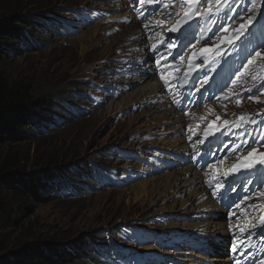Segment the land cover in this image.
Returning a JSON list of instances; mask_svg holds the SVG:
<instances>
[{"label": "rangeland", "instance_id": "obj_1", "mask_svg": "<svg viewBox=\"0 0 264 264\" xmlns=\"http://www.w3.org/2000/svg\"><path fill=\"white\" fill-rule=\"evenodd\" d=\"M121 1L128 4L127 11L136 19L131 17L129 24L139 22L138 39L125 38L128 31L123 28L113 30L114 34L124 35L121 40L130 41L126 43L130 51L138 50L134 48L136 40L145 38V33L156 34L145 27L162 25L167 28L165 21L174 22L178 32L183 31L185 53L218 73L220 95L233 98L234 102L218 104V111L205 117L203 124L212 122V118L218 119L215 124L240 120L248 132L264 130V24L260 20L264 15V0H256L254 4L255 0H238L242 3L239 7L230 5L235 0H197L191 5L188 16L184 15L189 10L185 0ZM113 2L10 0V12L0 13V18L16 13L30 21L28 25L19 23L26 28L25 36L13 40L12 51L0 62V72L9 78L30 82L36 95L56 96L47 114L62 122L58 126H46L42 132L33 130L23 144L32 154L38 155L36 162L58 161L59 166L51 171L57 178L53 186L47 185L52 188L45 191L51 201L28 212H23L17 203L13 206L15 224L0 228L6 235L1 254L39 242L55 245L61 252H68L70 247L73 260L79 264H171L167 258L178 262L184 259L178 254L175 243L181 238L180 226L185 222L196 223L199 219L182 213L180 201L187 195L157 201L160 195L163 197L164 189L149 183L155 177L176 170L168 168L174 166L178 170L181 167H178L177 157H172L176 152L166 151L155 156L153 150L157 149L150 145L164 138L163 134L151 135L152 124H147L161 116L162 113H148L154 111L159 102L134 103L141 88L159 77L150 73L151 77L136 83L150 69L149 59L142 57V61L134 55L128 56L130 51L123 53L132 60L119 54L108 58L107 47L115 41L107 28L116 14ZM133 2L139 5L137 10L144 12L135 15ZM166 4L169 7H165ZM158 20L165 24L159 25ZM145 39L148 47L144 52L149 54L151 46L148 37ZM30 43L33 45L25 48ZM138 62L143 64L137 65ZM188 129L186 126L183 133L187 138L193 133ZM172 136L168 135L167 139ZM250 152H254L251 157ZM262 154L264 145L246 151L231 160L227 167L246 157L253 158L252 162L259 161ZM145 167L152 168L151 175L149 170L143 169ZM38 168H30L29 172H37ZM64 181L68 183L61 191L59 184ZM144 184H148L147 189H142ZM208 189L212 196L213 190ZM262 193L264 186L255 207L264 216ZM32 235L34 240L30 238ZM166 242L174 246L166 248L169 246ZM45 248L46 245L43 250Z\"/></svg>", "mask_w": 264, "mask_h": 264}, {"label": "bare ground", "instance_id": "obj_2", "mask_svg": "<svg viewBox=\"0 0 264 264\" xmlns=\"http://www.w3.org/2000/svg\"><path fill=\"white\" fill-rule=\"evenodd\" d=\"M113 1H115V0H112V2ZM118 1L116 0V2H113V6H114L113 10L116 12V14H115V16H113V19L109 20V21H111L110 22L111 24H109L107 28L112 33H113V30L118 29V28H123L124 31H128V33H127V36H124L123 34L120 35L117 33H115V34L113 33V36H115V41L111 45H109L110 47L109 46L107 47L108 51H109L108 58L109 57H115L118 54L122 55V57L123 56L126 57V55H124L123 51L124 52L130 51L131 47L126 44V43H130V41H128L127 39L121 40V37L124 36L125 38L129 39V38L140 36V28L137 26V24H139V22H136V24H129V21H132L131 17L134 19H135V17L132 14V12L127 11L128 4L125 1H121V0H118ZM133 4H134L135 8H139V5L136 2H133ZM108 19H110V18H108ZM122 19H126L128 23L124 22L126 20L119 21ZM262 19H263V21H262ZM260 20L264 24V15H262L260 17ZM113 21H115V23ZM135 21H136V19H135ZM105 22H106V20H105ZM161 22L163 23V21H161ZM165 22H166V24L165 23H163V24L168 25L167 28H173L174 29L176 26V23H174V22H171V23L168 21H165ZM182 22H184V21H182ZM120 23H123L124 25L120 24ZM195 26H197V25H195ZM149 27H150V29H149ZM145 28L149 29L151 31L157 30L156 27H152V26H147ZM151 31H149V32L151 33ZM262 34H264V33H262ZM153 36L146 35V33H145V38L148 37L149 44H150V40H151L150 38ZM138 37H137V39H138ZM145 38L142 37L141 39L136 40V44H135L134 48H137L138 50H136V51L131 50L129 52L130 54H128V56L134 55V58L142 59V61H143L142 57H145L147 60L149 59L147 63H150V65H149L150 69L148 71H145V73H143V76L139 80H137L136 83H140L142 81H145L147 78L151 77L152 74L153 75L157 74L159 77H156V79H157V80L155 79L156 81L154 79L148 81L145 84V86L143 88H141V90L138 92L137 96L134 97V103H137V105H139L142 102L143 103L144 102L148 103L150 101H153L156 103L159 102L158 107L155 108L154 111H150L148 113H150L152 115H155L156 113H162L161 116L153 118L152 121L149 120L147 122V124H152V126L149 128L150 130H152L151 135L163 134L164 138H162L160 141H153L150 143V145L154 146L153 149H157V150H153V152L154 151L156 152L154 154L155 156H160V154H162L166 151L176 152V154H177L176 161H177L178 167H181L177 170L176 167L172 166V167L168 168L167 170L170 171L172 169H176V170H174V172H171V173L169 172L165 175L155 177L149 183L153 184L155 187H162L164 189L163 190V193H164L163 197L160 198L161 197V195H160V197L157 198V201L162 200L163 202H165V201H170L172 199H176L175 197H182V196L187 195V197H185V199L180 201L181 202L180 209L183 211L182 212L183 214H188V217H193L195 219H199V221L196 223L185 222L186 224H183L182 226H180V228H181L180 234H189V235L195 236V237L196 236L202 237L204 239V241L209 243V244L204 246L202 252H197V253L206 252L207 248L210 246L212 247L213 250H217L218 252L222 251V249L218 246L223 245V240L229 235L228 225L225 222L221 223L219 220H217L215 222H212V220L214 219V217H223L224 218L225 217V212L223 211L224 208L222 210V208L218 205V203L215 202V200L212 198L211 192L208 189L206 182L204 183L205 178L202 175V173H200L197 170V168H195L193 165H183L182 162H180L179 158H178V156H184V155L190 154V149H191V143H189L190 139H192L193 142H195L199 139L198 135L197 134L194 135L193 133L191 135L186 134L187 136H190L188 138L184 137L183 133L186 131V126L189 127L190 131H193L198 125L203 126L204 130H205V127H207L208 125L215 124V122L218 120L216 118H212V120H211L212 122H208V123L204 122V124L202 121L205 117H211L213 111L214 112L218 111L216 108L218 104L212 103V104H208L204 107H201L199 109H195V110H193V113L191 115H188V116L181 114L176 108H174L170 98L167 95V89L164 86V82L162 81L163 76H162V74L158 73L156 62L151 59L153 57L152 52L151 51L147 52L149 54H146V51L144 52V50H146V47H148V43H147L148 40H146ZM192 39H193V37H192ZM110 40H112V39H110ZM142 40H144L146 42V45H145V42ZM157 43L158 42H155L154 44L157 45ZM32 45L33 44L30 43L25 48H29ZM150 46L152 47L151 44H150ZM183 52H184V54H186L185 50H183ZM108 58L106 59L107 61L111 60V59L108 60ZM126 58L132 60V58H129V57H126ZM205 60H207V59H205ZM116 61L119 62L120 59L118 58V59H116ZM126 63H128V61ZM129 64H130V62L128 63V65ZM131 64H133V63H131ZM142 64H143V62L142 63L138 62L137 65H142ZM151 67H153L154 69H152ZM150 73H152V74H150ZM134 74H136V71ZM134 74H132V75H134ZM238 88H240V86ZM162 94H163V96H162ZM132 101H133V99H132ZM211 107H215V108L210 109ZM201 110H202V112H201ZM54 120H55V124H54L55 126H58L62 123L60 118L59 119L54 118ZM206 121H209V120H206ZM175 126H177V127H175ZM258 126H259V124H258ZM44 128H46V127H41L39 129V132H42V130ZM189 129H188V131H189ZM179 132H180V134H178ZM168 135L169 136L173 135V136L169 137L167 139ZM175 136H181V137L174 139ZM143 148H144V145L142 146V149ZM148 151H149V149L147 150V152ZM157 151H160V152H157ZM185 151H187V152H185ZM168 152L165 154H168ZM173 154H175V153H173ZM165 158L169 159L167 156ZM211 167H214V165ZM158 168H159V166H158ZM228 168L229 169L233 168V164H230V166ZM143 169L146 171L149 170L148 171L149 175L152 174L150 171L152 168H148V167L146 168L145 167ZM233 173H235V172L233 171ZM147 185L148 184H144L142 186V189H144V188L147 189ZM169 194H170V196H169ZM157 201H155L154 203L156 204ZM190 205L193 207L189 208ZM177 206H178V201H176V205L174 207L175 210H176ZM163 210L165 211V209H163ZM176 228H177L176 226L173 227V229L177 230ZM183 232H185V233H183ZM166 243L174 246L171 242H166ZM181 250L182 251H178V254L183 256L184 259L182 262L186 263V264L187 263L188 264H204L200 261V259H202V258H206V260L208 262L215 263V264H228L229 263L228 259H225L222 257L221 258L220 257H204L201 254H196L193 249H185L184 248Z\"/></svg>", "mask_w": 264, "mask_h": 264}, {"label": "trees", "instance_id": "obj_3", "mask_svg": "<svg viewBox=\"0 0 264 264\" xmlns=\"http://www.w3.org/2000/svg\"><path fill=\"white\" fill-rule=\"evenodd\" d=\"M9 2L10 0H0V13L10 12ZM255 2L256 0L252 4ZM20 22L26 25L30 23L28 19L16 13L7 18H0V62L12 51L13 40L25 36L26 28L20 26ZM55 98L57 97L36 95L30 82L9 78L0 72V228L5 224H15L13 206L16 203L18 207L21 206L23 212H28L51 201L45 191H49L55 184L54 179L57 176L52 175L54 171H51L57 168L59 163L49 159L36 162L38 155L32 154L23 144L30 138L33 130L39 131L41 127L55 124L54 117L50 113L47 114L51 105L55 104ZM30 168L38 170L31 173ZM50 183L51 186L47 187ZM67 183L60 182L59 189L62 191ZM30 238L34 240L33 235ZM5 240L6 235L0 231V264H79L73 260L70 247L67 248L68 252H61L55 245L39 242H31L13 252L1 254L5 248ZM86 244L89 245L87 242Z\"/></svg>", "mask_w": 264, "mask_h": 264}, {"label": "snow or ice", "instance_id": "obj_4", "mask_svg": "<svg viewBox=\"0 0 264 264\" xmlns=\"http://www.w3.org/2000/svg\"><path fill=\"white\" fill-rule=\"evenodd\" d=\"M143 2H144V0H141V3H143ZM196 2H197V0H185V3L189 6V10L184 12V15H185V16H188V15L190 14V12H191V5H192L193 3H196ZM165 7H169V5L166 4ZM173 30H175V29H173ZM225 31H227V29H225ZM228 42H231V41L229 40ZM204 51H210V50H204ZM257 56H260V53H257ZM249 63L251 64L252 61H249ZM162 78H163V77H162ZM262 94H264V93H262ZM237 103H239V101H237ZM240 119H241V120H244L245 118H244V117H241ZM253 154H254V152H250V153H249V157H251ZM259 163L264 164V154H262V155L260 156ZM252 166H253V165H248V167H252ZM232 170H233V171H238V166H237V165H233V169H232ZM262 195H264V193H262ZM261 223L264 224V217L261 218ZM254 226H255V225H253V227H254ZM242 231H243V230H242ZM233 251H235V249H233Z\"/></svg>", "mask_w": 264, "mask_h": 264}]
</instances>
